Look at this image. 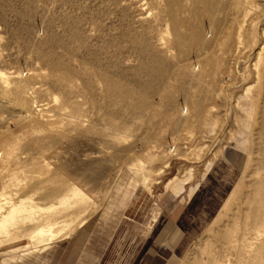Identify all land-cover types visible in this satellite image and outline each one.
Segmentation results:
<instances>
[{"label": "rangeland", "instance_id": "374dc122", "mask_svg": "<svg viewBox=\"0 0 264 264\" xmlns=\"http://www.w3.org/2000/svg\"><path fill=\"white\" fill-rule=\"evenodd\" d=\"M263 123L264 0H0V264H264Z\"/></svg>", "mask_w": 264, "mask_h": 264}, {"label": "bare ground", "instance_id": "6f19581e", "mask_svg": "<svg viewBox=\"0 0 264 264\" xmlns=\"http://www.w3.org/2000/svg\"><path fill=\"white\" fill-rule=\"evenodd\" d=\"M198 38H199V35H198V37H197V40H198ZM178 39V38H177ZM182 39V38H181ZM186 41V40H185ZM181 42V41H180ZM186 45V44H185ZM261 56V52H259L258 53V57H260ZM259 61V60H258ZM262 126H264V123H263V125ZM168 184V183H167ZM68 190V188L62 183V184H60V194H62L63 192H66ZM244 205H246L247 206V209H248V213L246 214L248 217H250V219L252 220V223H251V229H253V230H255V229H257V227L258 226H260L259 224H260V220H261V217H262V214H263V211L261 210V208H260V205H259V203L256 201H253V203L252 202H249V201H245L244 203H243ZM60 205V204H59ZM63 207H65V206H63ZM61 208H62V206H61ZM64 209V208H63ZM63 212H65V211H63ZM56 215V214H55ZM64 215V214H63ZM66 215V214H65ZM59 217V216H58ZM61 217V216H60ZM246 218V217H245ZM57 217H54L53 218V223H55V225H56V223H57ZM54 225V226H55ZM225 232V231H224ZM54 236H55V234H53ZM53 235H52V237H53ZM223 235H225V234H223ZM256 235H257V233H256ZM258 248H256V250H257ZM205 263H207L208 264V262H205ZM256 263V262H255Z\"/></svg>", "mask_w": 264, "mask_h": 264}, {"label": "crops", "instance_id": "0c3cea01", "mask_svg": "<svg viewBox=\"0 0 264 264\" xmlns=\"http://www.w3.org/2000/svg\"><path fill=\"white\" fill-rule=\"evenodd\" d=\"M172 220H174L175 223V219L172 218ZM169 225H173V223L169 224ZM25 264H37V261H35L32 257L30 258V260L25 261Z\"/></svg>", "mask_w": 264, "mask_h": 264}]
</instances>
